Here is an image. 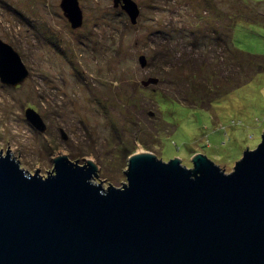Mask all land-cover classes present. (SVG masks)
Instances as JSON below:
<instances>
[{
  "label": "rangeland",
  "instance_id": "obj_1",
  "mask_svg": "<svg viewBox=\"0 0 264 264\" xmlns=\"http://www.w3.org/2000/svg\"><path fill=\"white\" fill-rule=\"evenodd\" d=\"M133 1L140 10L136 24L123 2L116 7L115 0H79L83 25L74 29L62 0H0V39L30 71L16 90L0 81L3 155L8 143L26 171L38 168L43 177L54 167L46 151L66 153L80 165L91 157L100 168L93 182L120 188L133 150L130 157H179L188 167L203 154L229 174L247 146H258L264 73L252 78L264 66V17L255 16L264 14L259 0ZM228 25L234 45L245 49L239 60L219 47L228 43ZM212 44L214 51L204 50ZM225 65L226 71L242 68L236 79L252 80L250 85L234 92L235 81L220 82ZM177 102L185 106L180 114ZM28 108L44 119L45 133L26 119Z\"/></svg>",
  "mask_w": 264,
  "mask_h": 264
},
{
  "label": "water",
  "instance_id": "obj_2",
  "mask_svg": "<svg viewBox=\"0 0 264 264\" xmlns=\"http://www.w3.org/2000/svg\"><path fill=\"white\" fill-rule=\"evenodd\" d=\"M122 2L136 24L138 5L116 7ZM61 8L74 29L83 25L79 0ZM29 76L0 39V81L17 87ZM26 119L48 130L33 108ZM46 153L54 167L43 177L26 171L8 143L0 151V264H264V134L229 174L203 154L188 167L179 157L136 153L120 188L93 182L100 168L91 157L80 165Z\"/></svg>",
  "mask_w": 264,
  "mask_h": 264
},
{
  "label": "trees",
  "instance_id": "obj_3",
  "mask_svg": "<svg viewBox=\"0 0 264 264\" xmlns=\"http://www.w3.org/2000/svg\"><path fill=\"white\" fill-rule=\"evenodd\" d=\"M209 1H211L212 2V0H209ZM214 2L215 1H217V0H213ZM222 3H223V5L224 6H227V5H225V3H224V1H222ZM255 3H257V4H261V6H259L258 8H264V5H262V4H264V0H259V2H255ZM220 6V5H219ZM225 9V8H224ZM256 17H259V16H263L264 17V14L263 13H261V12H259V13H257L256 15H255ZM232 28H231V26L230 25H228V26H225V29L224 30H226L227 32H225V31H223L224 32V35H225V37L228 39V43H226V40H225V42H222V41H220L221 42V44H219V47L220 48H223L224 46H226L227 47V49L229 50V51H231V55H232V57L234 58H240V55L241 54H245V52H244V48H242L241 46H236V45H234V41L232 40L233 39V29L231 30ZM220 37V36H219ZM208 46H209V44H208ZM215 47L216 46H214V44H212L211 45V47H206L204 50H207V51H209V50H215ZM248 54V53H247ZM249 55H251V54H249ZM254 56H256V57H258L257 55H254ZM239 60V59H238ZM171 65H173V63L171 62L170 63ZM249 65V67H250V64H248ZM180 66H182V68L184 67V63H181V65ZM174 67H175V69L176 70H178L179 68H178V65H174ZM226 69H227V66L225 65V69H224V74H221L220 76H218V77H220L221 79H220V82L222 81V80H227V81H235L234 83V86H233V90H234V92L235 91H237V90H239L240 88H244V87H247V86H249L250 85V83H251V81L254 79V78H257V76L258 75H261V74H263L264 73V66L263 65H261V64H259L255 69L257 70L256 71V74H255V76L252 78V80L249 82V83H244L243 82V80H240V81H238L239 79H236L237 77V73L238 74H240V75H243V70H242V68H240L239 70H236L235 72H233V71H226ZM238 71V72H237ZM218 77L216 78V80H215V82L213 83L214 85V87H216V88H218L219 86H221V83L220 82H217L219 79H218ZM186 81H188L189 82V78L188 77H183ZM238 78H239V75H238ZM193 83V82H192ZM191 84V83H190ZM201 84L202 83H200V85H197V86H201ZM203 86H205V85H203ZM233 93V92H232ZM178 104H175V108H179V109H177V112H179L178 114H180V111L182 110L181 108H185V106H183L182 104H180V102H177ZM164 105L167 107V104L166 103H164ZM189 113V115L191 114V112L189 111L188 112ZM189 120H190V118H189ZM191 120H192V118H191ZM175 125H177V123H175ZM179 128V127H178ZM249 141H250V139H249ZM134 151V150H133ZM133 151L130 153V155L133 153ZM240 153V152H239ZM186 154H187V156L189 157L190 155L187 153V151H186ZM129 155V156H130ZM238 156V155H237ZM237 156H235V157H237ZM234 157V158H235ZM169 160V159H168Z\"/></svg>",
  "mask_w": 264,
  "mask_h": 264
},
{
  "label": "flooded vegetation",
  "instance_id": "obj_4",
  "mask_svg": "<svg viewBox=\"0 0 264 264\" xmlns=\"http://www.w3.org/2000/svg\"><path fill=\"white\" fill-rule=\"evenodd\" d=\"M3 85H5V84H3ZM5 86H7V87H13V86H10V85H5ZM20 86H21V85H19V86H17V87H13V88L16 90V89L20 88ZM64 132H65V131H64Z\"/></svg>",
  "mask_w": 264,
  "mask_h": 264
}]
</instances>
